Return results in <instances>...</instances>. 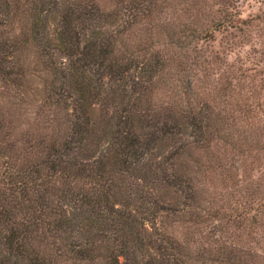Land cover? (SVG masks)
Returning <instances> with one entry per match:
<instances>
[{
  "label": "trees",
  "instance_id": "trees-1",
  "mask_svg": "<svg viewBox=\"0 0 264 264\" xmlns=\"http://www.w3.org/2000/svg\"><path fill=\"white\" fill-rule=\"evenodd\" d=\"M29 1L0 0V264H264L263 110L201 53L232 0Z\"/></svg>",
  "mask_w": 264,
  "mask_h": 264
},
{
  "label": "rangeland",
  "instance_id": "rangeland-1",
  "mask_svg": "<svg viewBox=\"0 0 264 264\" xmlns=\"http://www.w3.org/2000/svg\"><path fill=\"white\" fill-rule=\"evenodd\" d=\"M18 1L20 12L32 11L29 0ZM232 2L234 5L232 11L248 24L241 31L228 29L215 33L214 40L201 44V53L206 59L215 61L210 62V66L216 70L208 73H216L233 83L239 81L240 87L237 89L241 91V95L247 98L249 104L260 105L263 110L261 116L264 117V0H232ZM128 10L129 5H123L121 17L124 20L128 17ZM175 15L183 16L179 11L168 9L163 14L164 20ZM0 106H3L1 102ZM254 167L264 168V160L262 159L260 164H254ZM253 173L257 174L255 169ZM0 190H4L1 180ZM252 234L257 239L259 236L260 242L264 243V226ZM243 245L247 247L251 244ZM10 264H26V260L12 257Z\"/></svg>",
  "mask_w": 264,
  "mask_h": 264
}]
</instances>
